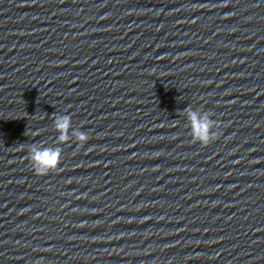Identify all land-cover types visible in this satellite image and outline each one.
Listing matches in <instances>:
<instances>
[{
  "label": "clouds",
  "instance_id": "obj_1",
  "mask_svg": "<svg viewBox=\"0 0 264 264\" xmlns=\"http://www.w3.org/2000/svg\"><path fill=\"white\" fill-rule=\"evenodd\" d=\"M184 117L187 119V125L190 129L191 142L207 147L217 141L222 135L219 121L212 119L211 111L193 109L190 105L183 109ZM53 128L58 133L56 144L62 145L67 142H74L84 146L90 137L88 133L73 128L72 116L53 113ZM27 158L32 166L35 175L47 176L56 171L62 162V148L44 147L38 144H32L27 151Z\"/></svg>",
  "mask_w": 264,
  "mask_h": 264
}]
</instances>
